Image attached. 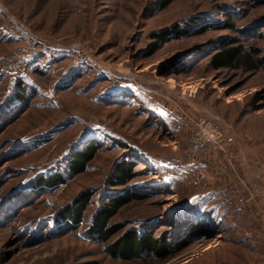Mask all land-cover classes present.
I'll use <instances>...</instances> for the list:
<instances>
[{
    "label": "rangeland",
    "instance_id": "obj_1",
    "mask_svg": "<svg viewBox=\"0 0 264 264\" xmlns=\"http://www.w3.org/2000/svg\"><path fill=\"white\" fill-rule=\"evenodd\" d=\"M158 1L0 0V105L19 81L29 94L0 132V205L23 193L0 218V264H264L255 212L264 199V0ZM201 15L203 31L191 25ZM172 24L186 33L149 54L151 32ZM226 38L258 46L262 68L214 69ZM90 138L103 147L85 172L34 190L39 175L65 174L68 156ZM122 158L142 163L131 184L148 196L112 222L160 234L169 211L197 202L216 215V234L166 261L110 257L87 234L107 191L123 190L109 183ZM90 188L80 226L55 229L57 211Z\"/></svg>",
    "mask_w": 264,
    "mask_h": 264
},
{
    "label": "trees",
    "instance_id": "obj_2",
    "mask_svg": "<svg viewBox=\"0 0 264 264\" xmlns=\"http://www.w3.org/2000/svg\"><path fill=\"white\" fill-rule=\"evenodd\" d=\"M173 1L175 0H159L158 6L165 8ZM206 17V15L199 16L191 24L192 28L201 24L196 30L203 31L206 28L207 20H209ZM224 27L233 28L234 23L228 21ZM186 31L187 29L172 24L151 32L153 42L150 44L148 53H154L171 36L178 37ZM216 46V51L210 59V64L214 69L226 68L256 72L263 66V60L260 57L261 51L256 45H244L237 38H226ZM27 89L28 86L23 81L17 82L15 88L12 89L13 91L0 105V132L21 116L29 106ZM67 123L64 124L67 125ZM57 129L59 126L52 131L56 132ZM102 147L103 141L101 139L90 138L85 140L68 156L66 165H64L65 174L61 171H55L49 175L46 173L39 175L34 182V190L43 192L48 189H57L58 186L65 183L67 175L75 176L85 172ZM11 148L14 150L16 147L12 146L10 150ZM140 164L142 163L134 158H122L116 162L112 168L109 183L114 187H121L123 190L111 189L107 191V196H105L107 200L95 211L88 228L89 233L87 235L91 239L105 244V250L110 257L130 261L145 256H153L166 261L203 239V235L216 234V228L210 224L216 220V215L212 211H203L197 202L190 204L187 208L176 207L175 210L169 211L166 221L169 228L167 227L168 229L160 234L147 224L139 228H129L125 223L112 222L113 217L125 205L148 196L146 192L148 190L145 187L131 184L137 176L143 173L142 170L136 169V166ZM93 195L94 190L92 188L81 191L72 203L57 211L53 217L55 229L58 228L61 232L78 228L84 219L85 211L92 201ZM22 196L23 193H17V195L11 194L6 197L0 205V218L11 213L10 211L16 203H20L22 200ZM12 202L13 204H11ZM227 241L232 245L240 244L234 238H229Z\"/></svg>",
    "mask_w": 264,
    "mask_h": 264
},
{
    "label": "crops",
    "instance_id": "obj_3",
    "mask_svg": "<svg viewBox=\"0 0 264 264\" xmlns=\"http://www.w3.org/2000/svg\"><path fill=\"white\" fill-rule=\"evenodd\" d=\"M255 212L258 219L257 223H259L262 231H264V199L258 201L257 205L255 206Z\"/></svg>",
    "mask_w": 264,
    "mask_h": 264
},
{
    "label": "built area",
    "instance_id": "obj_4",
    "mask_svg": "<svg viewBox=\"0 0 264 264\" xmlns=\"http://www.w3.org/2000/svg\"><path fill=\"white\" fill-rule=\"evenodd\" d=\"M218 137V136H217Z\"/></svg>",
    "mask_w": 264,
    "mask_h": 264
}]
</instances>
